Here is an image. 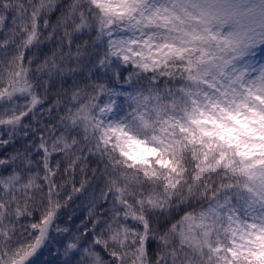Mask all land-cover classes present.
<instances>
[{
    "label": "snow or ice",
    "instance_id": "1",
    "mask_svg": "<svg viewBox=\"0 0 264 264\" xmlns=\"http://www.w3.org/2000/svg\"><path fill=\"white\" fill-rule=\"evenodd\" d=\"M264 0H0V264H264Z\"/></svg>",
    "mask_w": 264,
    "mask_h": 264
},
{
    "label": "rangeland",
    "instance_id": "2",
    "mask_svg": "<svg viewBox=\"0 0 264 264\" xmlns=\"http://www.w3.org/2000/svg\"><path fill=\"white\" fill-rule=\"evenodd\" d=\"M255 60L257 63H264V49H257ZM40 264H56L55 253L46 254L41 258Z\"/></svg>",
    "mask_w": 264,
    "mask_h": 264
}]
</instances>
